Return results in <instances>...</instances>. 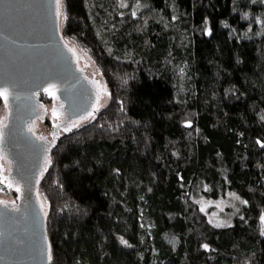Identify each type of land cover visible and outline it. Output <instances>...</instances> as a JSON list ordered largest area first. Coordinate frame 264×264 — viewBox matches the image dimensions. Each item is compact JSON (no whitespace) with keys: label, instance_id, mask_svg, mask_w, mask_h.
Returning <instances> with one entry per match:
<instances>
[{"label":"trees","instance_id":"16d2710c","mask_svg":"<svg viewBox=\"0 0 264 264\" xmlns=\"http://www.w3.org/2000/svg\"><path fill=\"white\" fill-rule=\"evenodd\" d=\"M120 1L61 0L109 99L79 124L40 97L58 121L37 134L44 107L35 128L50 264H264V0ZM228 191L248 203L213 226L196 197Z\"/></svg>","mask_w":264,"mask_h":264},{"label":"water","instance_id":"95a60500","mask_svg":"<svg viewBox=\"0 0 264 264\" xmlns=\"http://www.w3.org/2000/svg\"><path fill=\"white\" fill-rule=\"evenodd\" d=\"M59 6L60 0H0V89L8 93L7 99L0 96L6 112L0 155L19 188L16 202L0 201V264H50L46 215L36 189L50 144L35 133L41 95L58 101L69 122L94 114L103 91L63 40ZM50 85L53 94L43 90Z\"/></svg>","mask_w":264,"mask_h":264},{"label":"rangeland","instance_id":"374dc122","mask_svg":"<svg viewBox=\"0 0 264 264\" xmlns=\"http://www.w3.org/2000/svg\"><path fill=\"white\" fill-rule=\"evenodd\" d=\"M120 7L122 8L123 11H127V12L130 11L129 13H132L133 16H136L138 12L145 7V4L143 2H136L130 5L129 2L123 0L120 1ZM59 11H60L59 20L62 23L63 17L61 15V12H63V5L61 0H60ZM72 43L74 45L73 44L70 45L73 46L77 51L79 66L85 71L88 77L91 78L96 85H100L103 89V91L100 92V94L102 93L100 99L101 102L97 105L98 109H101L106 106L109 99L107 86L101 76L99 69L96 67L93 60L86 54L85 51L79 48L74 42ZM45 108L47 109L46 112L47 121H51V125L47 127L46 125H44V123H42L40 129H37V127H35L37 129L36 130L37 134L39 133V131H44V133L49 134L48 129L53 130L56 127V122H58L55 116H53V111L50 110L51 104H46ZM4 115H6L5 108L1 107L0 117ZM91 117L89 116L88 118H85L84 120L80 121L79 124L83 123L84 121L90 120ZM1 161L2 159L0 157V164ZM5 173L6 171H3L0 167V176L2 178H5ZM2 191L3 190L0 189V201H3L5 199H11V194L7 195ZM196 199L199 208L205 214L208 222L216 227H225L232 225L234 218L239 215L241 209L244 206H246L248 203L243 197L231 191L226 192L223 196L217 199L205 198V197H196ZM261 229L264 235V221L262 220H261Z\"/></svg>","mask_w":264,"mask_h":264},{"label":"snow or ice","instance_id":"6c2138e0","mask_svg":"<svg viewBox=\"0 0 264 264\" xmlns=\"http://www.w3.org/2000/svg\"><path fill=\"white\" fill-rule=\"evenodd\" d=\"M53 87H54V86L50 85L48 88H44L43 90H44L45 92H48L49 94H53V93L51 92V89H52ZM7 95H8V93H7V88H2V89H0V96H3L5 99H7ZM101 95H102V93L97 95V102H98V103H99V100H100V96H101ZM98 110H99L98 108L94 109V111H98ZM89 115H92V114L90 113ZM53 116H56V113H55V112H53ZM57 118H58V117H57ZM57 126H58V125H57ZM74 126H78V125H74ZM68 130H71V129H68ZM5 179H6V178H5ZM3 182H4V180H3V179H0V183H3ZM16 190L19 191V188H17ZM0 203H3V202H0ZM4 206H5V207H8L7 204H5ZM261 219H262V221H264V217H262ZM217 226H220V225H217ZM121 243H123V244H127V241L121 240ZM204 247H205V249L208 248L207 245H204Z\"/></svg>","mask_w":264,"mask_h":264},{"label":"flooded vegetation","instance_id":"af4514ba","mask_svg":"<svg viewBox=\"0 0 264 264\" xmlns=\"http://www.w3.org/2000/svg\"><path fill=\"white\" fill-rule=\"evenodd\" d=\"M43 109H44V107H45V103L43 102ZM5 116V115H4ZM4 116H2V118L4 117ZM0 167H1V169L3 170V171H6V173H5V178H6V180H8L9 179V174L11 173V171H10V167L8 166V164L6 163V161H4V160H2L1 161V164H0ZM11 177V176H10ZM8 182V181H7ZM13 193H15L14 191L12 192H10V194H11V199H14L15 197H16V195L15 196H13ZM11 199H9V200H11Z\"/></svg>","mask_w":264,"mask_h":264}]
</instances>
